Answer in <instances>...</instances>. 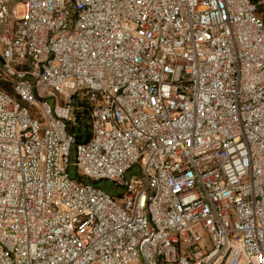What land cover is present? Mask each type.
<instances>
[{
    "label": "built area",
    "instance_id": "built-area-1",
    "mask_svg": "<svg viewBox=\"0 0 264 264\" xmlns=\"http://www.w3.org/2000/svg\"><path fill=\"white\" fill-rule=\"evenodd\" d=\"M259 5L0 0V264H264Z\"/></svg>",
    "mask_w": 264,
    "mask_h": 264
},
{
    "label": "trees",
    "instance_id": "trees-1",
    "mask_svg": "<svg viewBox=\"0 0 264 264\" xmlns=\"http://www.w3.org/2000/svg\"><path fill=\"white\" fill-rule=\"evenodd\" d=\"M0 88L3 89V90H5V91H7L9 94H12L10 87L7 86V85H5V84L0 83ZM73 131H74V133L76 134L77 139L80 138V134H81V133H83L85 136H86L87 133H88L87 126H83V127H81V128H76V129H74Z\"/></svg>",
    "mask_w": 264,
    "mask_h": 264
},
{
    "label": "rangeland",
    "instance_id": "rangeland-1",
    "mask_svg": "<svg viewBox=\"0 0 264 264\" xmlns=\"http://www.w3.org/2000/svg\"><path fill=\"white\" fill-rule=\"evenodd\" d=\"M259 15L264 19V5H261L258 10ZM101 185L107 189V191H111L113 189L112 184H108L106 182H101Z\"/></svg>",
    "mask_w": 264,
    "mask_h": 264
},
{
    "label": "crops",
    "instance_id": "crops-1",
    "mask_svg": "<svg viewBox=\"0 0 264 264\" xmlns=\"http://www.w3.org/2000/svg\"><path fill=\"white\" fill-rule=\"evenodd\" d=\"M254 2H258V3H260V5H259V7L261 6V5H264V0H253Z\"/></svg>",
    "mask_w": 264,
    "mask_h": 264
}]
</instances>
